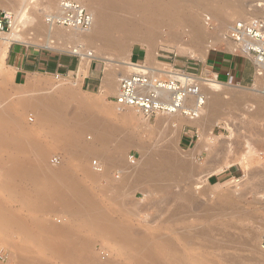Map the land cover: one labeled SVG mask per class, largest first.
I'll return each mask as SVG.
<instances>
[{"label": "rangeland", "instance_id": "obj_1", "mask_svg": "<svg viewBox=\"0 0 264 264\" xmlns=\"http://www.w3.org/2000/svg\"><path fill=\"white\" fill-rule=\"evenodd\" d=\"M228 1L229 28L219 29L209 15L196 19L208 38L198 49L190 47L184 23L166 19L156 32H142L129 44L125 34L115 33L119 44L108 52L131 60L143 49L150 63L157 53L201 70L218 56H242L233 51L228 32L253 16L252 4L261 3L256 17L264 19V0H246L250 12L244 14L235 9L240 1ZM34 2L42 9L48 0ZM80 3L88 9L90 0ZM168 4L162 2V8ZM4 12L13 13L0 6ZM48 15L38 16L43 27ZM32 22L31 14L21 19L23 42L11 44L7 58L0 59V264H257L264 256V112L257 103L264 101L257 92L264 80L258 70L250 87L218 80L232 86L223 88L222 105L207 132L212 148L195 151L202 137L198 126L163 131L159 117L147 122L126 108L118 112L116 93L105 83L107 63L73 53L84 47L80 43L37 36ZM10 25L0 36L12 31ZM19 46L62 58L73 69L21 76L9 60L11 48ZM91 69L98 79L95 89L83 85ZM120 70L121 77L130 73ZM43 108L60 120L43 118ZM122 135L133 144L121 148ZM73 136L76 140L69 141ZM85 148L102 159L84 156ZM152 164L156 169L149 173ZM141 165L145 175L133 177ZM69 192L78 198H65ZM252 229L256 239L249 249L245 241ZM56 247L66 255H58Z\"/></svg>", "mask_w": 264, "mask_h": 264}, {"label": "bare ground", "instance_id": "obj_2", "mask_svg": "<svg viewBox=\"0 0 264 264\" xmlns=\"http://www.w3.org/2000/svg\"><path fill=\"white\" fill-rule=\"evenodd\" d=\"M34 1L35 0H0V6L6 5L8 7H11L13 11L11 16L10 14L8 15V13L4 12L11 19L10 26L12 27V31L8 34H2L0 36V59L7 58L8 49L11 44L17 42H23L22 35L21 33L18 32V25L23 17L31 14L33 19L32 25L37 36L45 33L48 39L54 37V38L62 39L63 41L66 42H72L78 44L80 43L84 45V47L83 46L75 47L72 51L73 53L79 54L84 59L89 61L98 60V61L106 62L109 67V70L106 74L105 83L108 89L110 91L115 92L116 95L118 94V88H119L118 82L122 75L119 72L121 71L120 69L127 70L128 72H130L129 74L133 72L131 66L132 61L130 60L129 57H126L122 60H118L110 52H108V49H113L116 47L117 44H119V40H116L117 38L115 37L117 32L121 34H125V36H127L126 44H129L136 41V39H139V36L142 35V32L145 33L150 31L156 32L158 30V27L163 25L164 21L168 19L171 25L174 24L179 25V23L185 24L184 27L185 29H187L191 37V41L189 45L195 50L201 47V45L206 41V39H208L207 36L203 34L202 30L199 29V27L196 24V19L199 18V16L209 15L213 17L218 22L219 29H225L226 27H228V21L225 12V7H227L229 2L228 0H221L219 2H216L217 0H143L142 2L145 1L146 4H141L139 0H90V4L87 5L88 9L83 4L80 3V2L84 3L86 0H76L78 1V4H81V6L85 8L88 11V13L92 16L93 22H92V26L86 30L78 25L68 26V28L72 29L70 32L60 31L56 28L59 26L65 27V24L63 23L65 19V11L63 8V3H65L66 0L60 1L57 13H53V14H52L53 12L52 10L54 8L53 6L57 4V0H48L47 6H45L42 9L35 8L36 3ZM167 1L169 2L167 7L162 8V2L164 3ZM238 1H240V5L235 8L237 12L244 14L245 12L249 13L251 11L252 13L251 15L253 16L255 15L254 16L255 18L253 19L258 18L256 17V15H258L259 13L258 7L262 6L261 3H258L256 5L252 4L249 8L251 10L247 11L246 10L247 5L245 4L246 0H238ZM187 9L194 10L195 15L188 14ZM47 12L49 13L48 15L49 17H47V21L49 22V25L48 27L45 26L43 27L37 19L39 15H46ZM261 14L262 13L260 12L259 16ZM248 16L253 17L250 15ZM248 16L243 18H247ZM155 18H159V19L157 20ZM243 18L240 21H250L246 19L244 20ZM151 23H154L155 25L154 26L150 25ZM233 25L230 27V30L233 27ZM230 43L232 47H234L232 48L233 51H235L236 44L232 41H230ZM148 44L149 46H151V48L154 46L153 43H148ZM155 52L156 51H153L152 53L155 55ZM156 55L158 56L157 53ZM250 57L256 60L258 64V69H257L259 72L258 74L264 80V59H262L259 56L258 57L250 56ZM154 60L155 61L152 62L153 64L157 62V58ZM152 63L147 61V64L149 65H153ZM227 86L230 87L232 85L223 84L221 82H218L217 80H213L203 85L202 87L203 97H204L203 105L197 107L196 100L192 99L187 103V106L183 111L168 115H160V116H164L163 118H160V116H158L159 118L158 117L157 118L159 120L157 124L163 127V131L165 129L166 130L169 129L170 127L177 128L179 125H184V124H193L198 126L201 130L202 137L201 140L197 142L196 146H194L195 148L194 147L193 148L195 151L204 148L207 149V151H210L212 148L211 147L212 141L210 142L208 140L210 138L207 139V132L209 131V126L213 125V119H215V116L217 115L219 108L222 105V95H224L225 93V91H223V88ZM257 92L264 94V86L262 87L261 90L259 91L257 90ZM239 102L240 101L236 99L234 101V105H239ZM257 103L260 106L259 113L264 112V101L257 100ZM117 108H118V112L124 111L125 109L124 107H121L119 105H117ZM194 108L196 109L195 110L196 116H192V110ZM126 109L132 111L133 114L136 116H140L147 119V122H149L150 120L149 118L142 116L134 109L132 108H126ZM41 116L43 118L60 120L59 116L57 115L55 116L52 113V111L50 110L48 111L45 108L41 110ZM215 123L216 122H214V125ZM68 140L74 142L76 140V136L70 137L68 138ZM2 142L3 141H0V143ZM118 142L120 143L121 148L126 145L133 144L132 141H130L127 136H123V135L120 136ZM221 151L225 152L226 151L225 147H222ZM82 154L84 156L90 154L93 155L94 158L96 159L99 160L102 159L100 155L96 154V152L94 151H90L88 148L83 149ZM210 154L212 155L213 153ZM179 160L180 159H178L177 162H179ZM112 163L113 165H115V161L114 162L112 161ZM141 166H137L132 170L133 177L145 175L147 167L146 165L145 167L143 165ZM153 169H156L154 164L150 165L149 173ZM209 174H211V172H209ZM76 195L77 194L75 193L70 194L69 192V195L65 194V198L70 197L77 199L78 195L77 196ZM249 235L250 236L245 241V245L247 248L251 249L253 247L252 245L253 241L254 239H256L255 230L254 229L250 230ZM262 236H264V233ZM58 249L59 247L55 248L56 253L58 255H66V253L61 248L59 250ZM256 262L257 264H264V256L263 257L260 256L256 258Z\"/></svg>", "mask_w": 264, "mask_h": 264}, {"label": "built area", "instance_id": "obj_3", "mask_svg": "<svg viewBox=\"0 0 264 264\" xmlns=\"http://www.w3.org/2000/svg\"><path fill=\"white\" fill-rule=\"evenodd\" d=\"M63 8L65 26L78 25L85 30L92 26V16L80 4L66 0ZM6 24L10 25L11 19L6 13H1L0 30ZM227 38L236 44V51L242 56L264 59L262 19L235 23ZM131 66L133 72L121 77L118 94L112 97V101L121 107L132 108L150 120L181 112L192 99L196 100L197 107L203 105V85L218 80L209 71L201 74L197 67L176 65L171 57L162 54H158L155 65L144 60L142 63L132 61ZM195 110H192V116H196ZM262 245L264 247V236Z\"/></svg>", "mask_w": 264, "mask_h": 264}, {"label": "crops", "instance_id": "obj_4", "mask_svg": "<svg viewBox=\"0 0 264 264\" xmlns=\"http://www.w3.org/2000/svg\"><path fill=\"white\" fill-rule=\"evenodd\" d=\"M11 49L13 50L10 53L9 60L12 67L21 76H29L42 71L58 72L67 70L71 72L73 69L72 63H66L62 58H58L57 56L46 57L43 55V52L29 51L27 49L30 48L27 46L13 47ZM140 56L142 57V61L138 60ZM148 59L149 54L143 49L134 51L131 56V60L137 63H142L144 60L148 61ZM257 69L258 64L255 59L230 55L213 58L209 66L204 70L197 68L201 74L209 71L218 80L222 79L229 83H237L245 87L254 85ZM97 80V75L91 69V72L83 80V85L89 89H95Z\"/></svg>", "mask_w": 264, "mask_h": 264}]
</instances>
